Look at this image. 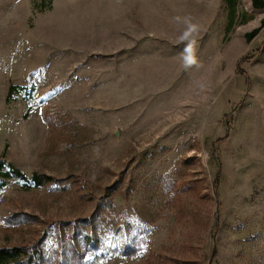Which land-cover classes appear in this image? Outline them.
I'll return each instance as SVG.
<instances>
[{"label":"rangeland","instance_id":"obj_1","mask_svg":"<svg viewBox=\"0 0 264 264\" xmlns=\"http://www.w3.org/2000/svg\"><path fill=\"white\" fill-rule=\"evenodd\" d=\"M260 1L0 0V159L61 181L0 187V247L92 216L97 264H264Z\"/></svg>","mask_w":264,"mask_h":264},{"label":"trees","instance_id":"obj_2","mask_svg":"<svg viewBox=\"0 0 264 264\" xmlns=\"http://www.w3.org/2000/svg\"><path fill=\"white\" fill-rule=\"evenodd\" d=\"M257 2L258 6L262 8L263 5L261 1L255 0V4ZM262 23L264 24V21H262ZM257 32L258 29L256 28L245 36L247 39H250ZM240 61L241 59L239 63ZM239 72L244 74V71ZM248 83L249 81L246 79V84L248 85ZM12 88L13 87H10V91L13 90ZM9 93L7 96H9ZM9 179L19 181L27 187L36 189H42L52 182H54L56 186L61 185L60 179L46 176L40 172H32L29 177H26L12 163L0 159V187ZM77 179L78 178L71 179L73 184L76 185L78 183ZM60 188H65V186H61ZM83 188L84 186H78L75 190L80 191ZM21 216L22 219L20 223H32L36 220V217L32 215ZM92 219H94V217L90 216L88 219H78L73 223L55 222L51 225H46L43 233L30 244L0 247V264H97L98 258L105 256L104 253H95L91 261H87L86 256L96 251L100 241L88 232L81 234V227H79H87ZM51 226L53 227V232L50 234L48 230ZM49 238L51 239V243L48 245L47 239ZM136 249L137 247L134 244L124 242L113 247L111 251L115 253L116 256L131 258L136 256Z\"/></svg>","mask_w":264,"mask_h":264},{"label":"crops","instance_id":"obj_3","mask_svg":"<svg viewBox=\"0 0 264 264\" xmlns=\"http://www.w3.org/2000/svg\"><path fill=\"white\" fill-rule=\"evenodd\" d=\"M240 76H237V96L244 94V89H248L250 81L247 78L246 74L239 73ZM246 79H248L249 83L246 84ZM252 97V96H250ZM253 101H249V105L243 109L238 108L237 111V127L239 134H237V154L239 151H245V155H250L253 150L252 144V135H255L253 131V122L255 118V109L252 107ZM261 102V101H260ZM257 111V110H256ZM259 116L261 120L262 128L264 129V111H259ZM240 127V128H239Z\"/></svg>","mask_w":264,"mask_h":264}]
</instances>
